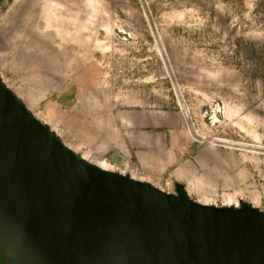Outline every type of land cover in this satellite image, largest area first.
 Listing matches in <instances>:
<instances>
[{"label":"rangeland","instance_id":"1","mask_svg":"<svg viewBox=\"0 0 264 264\" xmlns=\"http://www.w3.org/2000/svg\"><path fill=\"white\" fill-rule=\"evenodd\" d=\"M0 77L65 145L137 179L84 146L86 96L177 111L195 150L222 162L189 197L264 211V0H0Z\"/></svg>","mask_w":264,"mask_h":264},{"label":"water","instance_id":"2","mask_svg":"<svg viewBox=\"0 0 264 264\" xmlns=\"http://www.w3.org/2000/svg\"><path fill=\"white\" fill-rule=\"evenodd\" d=\"M0 264H264V211L99 167L0 77Z\"/></svg>","mask_w":264,"mask_h":264},{"label":"crops","instance_id":"3","mask_svg":"<svg viewBox=\"0 0 264 264\" xmlns=\"http://www.w3.org/2000/svg\"><path fill=\"white\" fill-rule=\"evenodd\" d=\"M132 100L92 90L85 104L91 140L84 146L103 163L140 176L155 187L168 184L175 190L168 193L191 199L186 189L207 181L199 177L201 169L213 164L222 171L219 150L214 149L216 157L206 161L195 150L177 111Z\"/></svg>","mask_w":264,"mask_h":264},{"label":"bare ground","instance_id":"4","mask_svg":"<svg viewBox=\"0 0 264 264\" xmlns=\"http://www.w3.org/2000/svg\"><path fill=\"white\" fill-rule=\"evenodd\" d=\"M28 32V34H32V33H29V32H31V31H27ZM30 44H31V42H30ZM38 45V43L35 45V46H37ZM42 48H45L46 49V47L45 46H41ZM51 53H54V52H51ZM50 55H52L51 56V58H50V60H53V61H55L56 60V58L58 57V54H50ZM35 56H37V58H41L42 56L40 55V54H37V55H35ZM49 60V61H50ZM51 65V64H50ZM99 167H101V168H103V169H108V168H106V167H103V166H101V165H98Z\"/></svg>","mask_w":264,"mask_h":264}]
</instances>
